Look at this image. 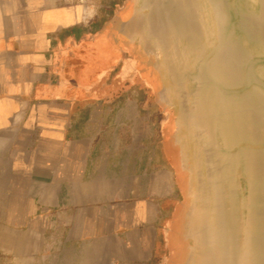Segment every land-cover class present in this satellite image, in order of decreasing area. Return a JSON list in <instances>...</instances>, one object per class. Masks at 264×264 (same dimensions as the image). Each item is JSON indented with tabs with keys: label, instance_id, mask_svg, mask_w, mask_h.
Returning <instances> with one entry per match:
<instances>
[{
	"label": "crops",
	"instance_id": "obj_1",
	"mask_svg": "<svg viewBox=\"0 0 264 264\" xmlns=\"http://www.w3.org/2000/svg\"><path fill=\"white\" fill-rule=\"evenodd\" d=\"M129 3L0 0V264L184 262L171 116L116 34Z\"/></svg>",
	"mask_w": 264,
	"mask_h": 264
},
{
	"label": "water",
	"instance_id": "obj_2",
	"mask_svg": "<svg viewBox=\"0 0 264 264\" xmlns=\"http://www.w3.org/2000/svg\"><path fill=\"white\" fill-rule=\"evenodd\" d=\"M184 175L183 264H264V0H130Z\"/></svg>",
	"mask_w": 264,
	"mask_h": 264
},
{
	"label": "flooded vegetation",
	"instance_id": "obj_3",
	"mask_svg": "<svg viewBox=\"0 0 264 264\" xmlns=\"http://www.w3.org/2000/svg\"><path fill=\"white\" fill-rule=\"evenodd\" d=\"M166 144H167V142H164L163 143V150H164V152H165V156H166V158L168 159V160H170L171 158H170V156H169V153H168V151H167V148H166ZM181 189L183 190L184 189V184H183V180H184V175L183 174H181ZM184 191V190H183ZM185 197V196H184ZM185 203V202H184Z\"/></svg>",
	"mask_w": 264,
	"mask_h": 264
}]
</instances>
